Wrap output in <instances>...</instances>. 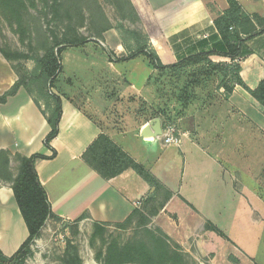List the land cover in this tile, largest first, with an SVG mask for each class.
<instances>
[{
    "label": "crops",
    "instance_id": "crops-1",
    "mask_svg": "<svg viewBox=\"0 0 264 264\" xmlns=\"http://www.w3.org/2000/svg\"><path fill=\"white\" fill-rule=\"evenodd\" d=\"M237 1L249 15L256 32L261 30L264 0ZM146 3L175 59L224 51L213 19L226 10L225 0H146ZM121 48L120 44H115L114 53L118 58L115 64L131 61H119L126 57L120 52ZM112 60L108 63L110 66ZM212 61L228 62L218 57ZM237 61L244 84L250 89L256 88L264 79V35L248 41ZM150 73L149 69L147 77ZM99 75L102 74L95 76ZM146 80L140 90L126 80L115 94L116 98L126 100L135 95L134 90L148 91ZM16 81L11 64L0 54V95ZM97 91L92 94L85 91L79 102L68 94L67 98L60 96L62 115L58 134L51 144L56 156L36 162L38 179L45 189L52 216L68 224L86 215L79 226L120 224L134 209L141 208L154 191L131 170L106 180L86 165L83 153L104 133L149 170L164 191L171 194L157 215L150 218L154 228L161 230L184 253L205 258L207 264H256L257 243L264 234V198L254 190L248 200L241 167L230 155V144L236 140L225 129L237 130L238 135L248 126L264 132V115L258 104L240 87H235L227 100L222 99L220 90L221 100L211 99L206 106L189 109L180 121L178 143L167 144L160 135L149 136L146 127L152 122L142 124L140 129L137 125L136 128L122 127L119 120L114 122L110 114L116 109L111 99ZM207 111L212 113L209 116L218 115V118L202 120ZM231 111L242 120H228ZM219 129H224L222 134L217 133ZM49 131L40 110L23 88L0 104V150L23 157L34 154L49 157L51 152L43 147ZM256 177V174L252 176L255 186ZM235 201L238 202L232 207ZM232 208H236V212L230 215ZM238 220L245 222L250 235H255L250 243L234 235L243 231ZM48 222L55 223L53 218ZM206 225L218 232L205 229ZM27 237L10 185L0 184V251L10 257ZM37 242L36 239L33 244Z\"/></svg>",
    "mask_w": 264,
    "mask_h": 264
},
{
    "label": "trees",
    "instance_id": "trees-1",
    "mask_svg": "<svg viewBox=\"0 0 264 264\" xmlns=\"http://www.w3.org/2000/svg\"><path fill=\"white\" fill-rule=\"evenodd\" d=\"M37 1L0 0V18L14 28L20 36V41L32 44L36 40V43L43 47L41 54H36L34 57V67L30 71L22 66L19 70L12 63L27 59L26 54L9 52L0 47V54L11 64V69L17 76V81L0 95V104H3L8 97L14 96L18 89L23 88L50 128L43 140V147L51 152L49 157L42 154L23 157L0 150V184L10 185L14 201L28 232L27 239L13 255L7 257L0 251V264H25L33 256L31 246L39 237L46 221L53 218L54 222H60L51 214L45 189L38 179L36 162L51 160L56 156V151L51 144L58 134L62 115L60 96L68 97L58 81L63 70L62 57L66 48L80 47L85 41L78 34V29L84 24L81 4L88 3L87 10L91 16L93 10L94 16L97 13L100 18V27L95 29L97 36L100 37L111 28L97 0H41L43 10H46L47 16L50 17L49 23L55 24L56 28L62 27V32L59 30L58 33L53 30L45 32L37 27L33 31L30 28L33 25L30 10L36 6ZM108 1L122 21L127 18L136 21L143 19L144 23L153 30L152 34L143 36L138 31L125 29L119 24L117 30L121 45L128 52V55L119 61L144 57L152 71L147 77L146 85L155 88L159 99L167 96L168 102L174 100V108L166 103L159 106L160 108L154 107L156 112L152 115L160 119L161 125H166L165 121L167 123L173 121L174 116H169L168 113L171 111L168 109L176 111L177 118H182L191 107L196 106V102L200 99L199 93L207 91L205 97L210 101L213 99V92L222 90V99L227 100L235 87H240L246 92L258 104L264 115V79L256 88H248L240 78L241 69L237 61L248 41L264 35V27L256 32L249 15L237 0H225L226 10L213 19V26L224 45V51L201 53L179 60L174 58L166 44L146 0H139L140 3L137 6H134L131 0ZM72 19H76L75 22ZM91 22L95 24V20ZM149 38L161 44L165 62L160 60L150 46ZM215 57L228 62L212 61ZM214 84L215 90L211 91L210 86ZM82 160L103 179L108 180L124 171L131 170L154 189L152 194L144 200L141 208L134 209L124 222L114 224L121 229L131 227L133 234L125 242L112 240L104 243L103 250L95 255V260L99 264H189L188 260L191 256L184 253L179 245L172 242L161 230L148 227L150 218L156 216L165 201L171 197V194L164 191L149 170L134 161L104 133L99 134L87 147ZM12 161L16 164L13 175L9 172ZM161 190L164 192L162 202L150 208L151 202L157 200V194ZM85 218L86 215H82L74 223L78 224ZM93 226V237H100L103 243L105 226L98 224ZM205 229L218 232L208 225ZM61 263L83 264L77 247L69 240L65 243Z\"/></svg>",
    "mask_w": 264,
    "mask_h": 264
},
{
    "label": "rangeland",
    "instance_id": "rangeland-1",
    "mask_svg": "<svg viewBox=\"0 0 264 264\" xmlns=\"http://www.w3.org/2000/svg\"><path fill=\"white\" fill-rule=\"evenodd\" d=\"M131 1L134 6L140 3L139 0ZM97 2L105 17L108 19L111 28L102 33L100 37L97 36L95 29L100 27L99 24L101 20L98 18L97 13H95L94 16L93 10L91 16L90 12L87 10L88 3L81 4L84 24L78 29V34L81 38H84L85 41H83V45L80 47L66 48L63 53V70L59 77V86L65 93L73 97L76 102L80 101V95L84 94L85 91L92 94L96 93L94 92L95 90H98V94L108 95V98L112 101V105H114L113 107L116 109V111L111 110L113 111L110 114L111 118L114 122L119 120V124L122 122V127L135 126L136 128L137 125V129H140L142 124L144 125L145 123L159 120L161 131L160 138L162 140H164L162 133L166 127L171 131L173 136L178 137L180 135V121L187 113H185L182 118H177V116H175L176 111L168 109L171 111L168 113L169 116H174V118L172 122L167 123V121H165L166 125H161L160 119L152 115L156 112L155 106L161 107L162 104L166 103L168 106L174 108V100L168 102L167 100L169 97L167 96L163 99H159L155 93V88L147 85L146 86L149 88L148 91L144 90L137 92L134 90V92H136L135 95H130L126 100H119L115 96L118 90L125 85L126 80L129 82L131 81L136 90H140L149 71L147 60L142 56L131 61H126L125 64L122 62L115 64L116 59H118L117 55L114 53L115 44L121 45V38L117 30L118 25L121 24L125 29L138 31L143 36L152 34L153 30L144 23L143 19L136 21L127 18L122 21L108 0H97ZM30 15L33 17L31 20V24H33L32 27H30L31 30L34 31L37 27L45 32H48V30L56 31V33H58V30L62 32V27L56 28L55 24L49 23L50 17L47 16V11L43 10L41 0H38L36 6L30 10ZM76 19H72V21L75 22ZM91 20H95V24H92ZM128 44H131V42H128ZM149 44L155 50L160 60L165 62L161 44L151 38H149ZM0 47L9 52L26 54L28 56L27 59L12 63L13 66L19 70V67L22 66L29 71L34 67V57L36 54H41L43 48L41 44L36 43V40H34L32 44H29L27 41L21 42L20 36L15 32L14 28H11L2 18H0ZM120 52L126 54V56L128 55L127 50L123 47L120 49ZM88 59H93L96 62L90 63ZM111 60L113 61V65L110 66L108 63ZM97 73L102 75L95 76ZM85 82H87V84ZM215 84L210 86L211 91L215 90ZM206 92L199 93L200 99L196 102V106L203 107L208 105L210 101L205 97ZM202 96L204 97L202 98ZM215 98L216 102L221 100L219 92H213V99ZM187 112H189V110ZM205 115L206 116H202V120H208L209 118V120H211V117H215V119L218 118V115L209 116L212 115L209 111L205 112ZM228 120L237 121L242 120V118H240L236 112L231 111ZM202 130L205 131L204 128ZM223 131L224 129H219L217 133L222 134ZM225 131H230V136L236 140L232 141V144H230V155L232 156V161L241 167V179L244 182V188H246L245 193L247 192L246 194H248V200H251V194H253L254 190H258V193L264 198V132L258 129H251L249 126L244 128L239 135L237 134L238 131L232 128L231 130L225 129ZM239 137L241 139L237 142ZM260 155H262V159H260ZM15 170L16 164L12 161L9 172L13 175L15 174ZM255 174L257 175L256 186L253 184L252 180V176ZM163 196L164 192H162V190L159 191L157 200L151 202L150 208L161 203ZM236 202L238 201L232 202V207ZM148 212L149 209L147 210V213ZM235 212L236 208H232L230 215ZM237 223L242 224L243 231L235 232L234 235L238 239L242 241L246 240V243H250L253 239L252 236L255 235H250L249 227L245 225V222L238 220ZM148 227L150 229H156L152 224H149ZM93 229L94 226L90 223H86L82 226L75 223H46L37 238L38 242L34 243L31 247L33 256L29 258L25 264H62L61 256L65 248V243L68 240L77 247L83 264H99L95 260V255L100 250H103L104 243L112 240L125 242L133 234L131 227L128 229H121L114 225L105 226L102 243L100 237H93ZM244 229H246V231H244ZM256 231L255 234H258L259 230ZM257 244L259 249L257 255L254 257L255 263L264 264V234L260 235V240ZM188 255L191 256L188 260L189 264H207L205 263V258H200L196 256V254Z\"/></svg>",
    "mask_w": 264,
    "mask_h": 264
},
{
    "label": "water",
    "instance_id": "water-1",
    "mask_svg": "<svg viewBox=\"0 0 264 264\" xmlns=\"http://www.w3.org/2000/svg\"><path fill=\"white\" fill-rule=\"evenodd\" d=\"M147 131L149 132V136H157L161 134L160 131V122L159 120H154L150 126H147ZM143 135H146L147 133H143ZM148 136V135H147Z\"/></svg>",
    "mask_w": 264,
    "mask_h": 264
},
{
    "label": "built area",
    "instance_id": "built-area-1",
    "mask_svg": "<svg viewBox=\"0 0 264 264\" xmlns=\"http://www.w3.org/2000/svg\"><path fill=\"white\" fill-rule=\"evenodd\" d=\"M162 135H163V139L167 142V144H177L178 143V139L175 136H173V134L167 127L162 133Z\"/></svg>",
    "mask_w": 264,
    "mask_h": 264
}]
</instances>
